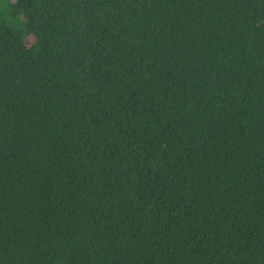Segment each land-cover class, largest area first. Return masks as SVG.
Here are the masks:
<instances>
[{
    "label": "trees",
    "instance_id": "16d2710c",
    "mask_svg": "<svg viewBox=\"0 0 264 264\" xmlns=\"http://www.w3.org/2000/svg\"><path fill=\"white\" fill-rule=\"evenodd\" d=\"M0 264H264V0H0Z\"/></svg>",
    "mask_w": 264,
    "mask_h": 264
},
{
    "label": "rangeland",
    "instance_id": "374dc122",
    "mask_svg": "<svg viewBox=\"0 0 264 264\" xmlns=\"http://www.w3.org/2000/svg\"><path fill=\"white\" fill-rule=\"evenodd\" d=\"M27 41L30 43L32 42V38H28Z\"/></svg>",
    "mask_w": 264,
    "mask_h": 264
}]
</instances>
